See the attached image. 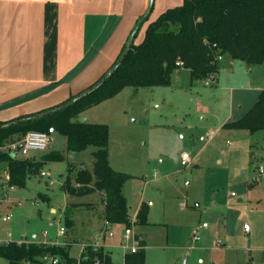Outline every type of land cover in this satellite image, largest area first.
Returning <instances> with one entry per match:
<instances>
[{"label": "rangeland", "instance_id": "1", "mask_svg": "<svg viewBox=\"0 0 264 264\" xmlns=\"http://www.w3.org/2000/svg\"><path fill=\"white\" fill-rule=\"evenodd\" d=\"M263 81L264 65L249 66L226 58L221 63L218 82L209 80L206 85L207 80L193 81L191 72L180 68L172 74L168 87H127L116 97L93 107L83 119L79 117L81 121L88 118L89 123L109 127L110 165L117 172L133 176L123 191L129 214L134 215L142 199L150 203L152 224L133 227L134 232L146 237L147 264H182L185 258L187 264H199L201 247L207 249L204 264L217 262L222 254L213 250L217 241L223 244L232 232L244 237V226L249 230L254 226V209L262 210L257 220L263 221L264 177L261 183L249 185L259 173V166L264 167V131L250 134L220 126L225 116L234 122L253 107V89ZM207 134L213 135V141L201 142L200 138ZM243 140L249 143L242 157L237 150ZM20 143L7 145L2 151L10 150L14 159L38 161L43 153L51 152H60L65 159L46 163L39 173L29 174L26 188H15L7 198H0L1 240L63 242L66 237L58 234L67 229L66 206L92 202L96 204L98 226L67 229L68 236H77L81 241L73 243L72 254L81 252L80 243L92 242L103 232L106 243L118 245L124 241L127 226H105L104 206L98 193L71 197L63 188L67 178L74 177L77 171L92 172L96 148L68 151L66 139L51 133L47 151H32L24 156ZM184 153L191 159L188 167L181 165ZM252 155L257 158L251 159ZM4 181L2 176L0 194L4 192ZM40 195H47L49 201H42ZM11 198L18 200L12 203ZM238 201L243 204L237 206ZM4 217H8L5 222ZM226 222L224 231L222 226ZM200 224L208 227L199 231L200 238L194 244L192 232ZM110 231L114 234L112 241L108 238ZM44 233L46 237L42 236ZM35 235L38 237L34 238ZM188 244L193 247L189 256L174 249ZM251 249L255 264H264V244ZM114 255L118 262L119 254ZM231 255H227L229 264H249L248 253ZM0 264L9 262L0 258Z\"/></svg>", "mask_w": 264, "mask_h": 264}, {"label": "trees", "instance_id": "2", "mask_svg": "<svg viewBox=\"0 0 264 264\" xmlns=\"http://www.w3.org/2000/svg\"><path fill=\"white\" fill-rule=\"evenodd\" d=\"M219 56H227L249 66L264 65V0H182L180 6L167 9L148 25L142 43H131L126 48L118 69L96 90L78 100L83 93L72 97L36 116L13 122L0 121V149L5 145L19 144L31 131L44 132L49 136L52 131L58 133L66 139L68 151L83 152L90 147L96 148L92 154V172L77 171L74 177L67 178L63 188L71 197L100 194L107 223L130 227L129 207L123 190L133 176L117 172L110 165L109 127L81 121L80 115L116 97L127 87H168L172 74L180 68L188 69L193 81L210 78L215 81L219 72ZM224 129L250 134L264 131V91L242 118L227 123ZM43 154L35 161L14 159L10 152L0 151V163H5L8 169L6 184L24 189L29 174L39 173L46 163L65 159L60 152ZM149 210L148 204L141 205L135 225L149 224ZM46 256L58 257L60 264L77 263L69 244L0 243V258L9 264H43L42 259ZM86 256L81 264H92L97 257L101 258V264H113L103 250L95 253L87 248ZM125 264H145L143 247L127 255Z\"/></svg>", "mask_w": 264, "mask_h": 264}, {"label": "crops", "instance_id": "3", "mask_svg": "<svg viewBox=\"0 0 264 264\" xmlns=\"http://www.w3.org/2000/svg\"><path fill=\"white\" fill-rule=\"evenodd\" d=\"M181 4L182 0H0V121L13 122L24 117L42 114L67 102L70 98L86 92L117 64L131 43L139 45L143 42L151 22L155 21L167 9L178 7ZM226 58L229 57L223 56L218 61L217 82L221 63ZM262 91H264V81L253 89L254 100H256L253 105L257 102ZM91 110L92 108L85 111L80 117L83 119L84 115ZM229 118L225 116L221 120L220 126L224 128V125L230 122ZM85 121H88V118ZM248 143L243 140L238 145L239 150L237 151L242 157V152L245 151ZM6 146L0 151L10 152V150L2 151ZM9 146H15V144ZM251 154H254L253 151ZM255 157L257 158L252 155L251 159L255 160ZM258 175L259 173L253 176L250 187L261 183L264 174L261 175L259 182L253 181ZM2 176L5 177L4 182H6L8 169L5 163H0V179ZM99 196L105 212L102 196L100 194ZM40 198L42 201H49L47 195H40ZM17 200L11 198L10 202L13 203ZM143 203L148 204L150 208V203L145 199L140 201L134 215H130L132 223L130 228L132 229L139 226L135 225V221ZM241 204H243L242 201L237 202V206ZM95 210L96 204L92 202H76L67 205L65 210L66 228L73 230L85 225L89 228L97 227ZM52 212L54 213L55 210ZM251 212L254 216V226L250 227L249 232L243 230L242 236L244 237L239 234L237 236L232 232L227 235L228 237L226 236V240L221 246H217L216 242L213 250L222 251V254L217 262L213 261L211 264H229L227 255L232 253L231 256H233L239 252L248 253L249 264H255L256 257L253 256L251 248L258 244H264V218L263 221L257 220L260 217L257 214L262 210L254 209ZM150 213L151 209L148 215V225L152 224L149 221ZM104 223L105 226L112 225L107 223L105 216ZM243 223H246V220ZM199 227L202 230L208 225L200 224ZM222 227L224 231H227V222ZM67 229L63 242L36 243L61 246L69 244L72 254L73 243L81 241L77 236H68ZM134 233L141 240L145 252V264H147L149 246L146 237L141 232ZM105 234L103 232L96 237L102 238L104 252L111 257L113 264H125L126 256L132 255L129 250L124 248L125 241L118 245L106 243ZM42 236L46 237L47 233ZM37 237L38 235L34 236V238ZM123 237L124 235L122 239ZM108 238L111 241L114 239V234L111 231ZM0 242L10 241L0 239ZM88 243L91 242L80 244ZM193 243L195 244V242ZM174 249L181 251L183 256H189V251L193 247H189L188 244L180 248L174 247ZM205 250L207 251L203 247L198 249L201 251L198 257L199 264H204L206 261ZM114 252L119 254L118 262L115 260ZM223 253H226V256ZM79 254H72V256L78 258Z\"/></svg>", "mask_w": 264, "mask_h": 264}, {"label": "built area", "instance_id": "4", "mask_svg": "<svg viewBox=\"0 0 264 264\" xmlns=\"http://www.w3.org/2000/svg\"><path fill=\"white\" fill-rule=\"evenodd\" d=\"M222 59V56L218 57V60L220 61ZM209 80H213L212 78L207 79L206 85L209 84ZM214 81V80H213ZM213 135L207 134L206 136H203L200 138V141L203 143H209L213 141ZM50 143V136L44 132L39 131H31L26 134V136L23 138V140L20 143V150L21 153L24 156H27L30 152H45L48 149ZM181 165L183 167H188L191 165V159L189 158L188 154L184 153L181 157ZM264 174V168L261 166L259 167V175L253 179L255 183L259 182L261 179V175ZM1 190L4 192L0 194V198H7L9 192H12L15 190V187H9L6 182H4L3 187H1ZM4 222L8 220V217H4L2 219ZM201 227H199L196 230H193L192 232V240L193 242H197L200 238L199 231ZM244 230L246 232H249V227L247 225L244 226ZM66 233V229H61L59 235L64 236ZM125 241L124 248L126 250H129L131 254H134L138 252L140 249H142L141 240L135 235L132 228H127L124 237ZM3 243V242H0ZM222 242L217 241V246H221ZM87 248H91L93 252L98 253L99 251L103 250L102 245V238H95L93 242L88 244H82V250L77 258L76 264H81L82 261L87 259L86 251ZM104 251V250H103ZM105 253V252H104ZM43 264H60V259L58 257L53 256H46L42 259ZM102 260L101 258L97 257L93 261L92 264H101ZM183 264H186V259L183 260Z\"/></svg>", "mask_w": 264, "mask_h": 264}, {"label": "water", "instance_id": "5", "mask_svg": "<svg viewBox=\"0 0 264 264\" xmlns=\"http://www.w3.org/2000/svg\"><path fill=\"white\" fill-rule=\"evenodd\" d=\"M125 52L123 53V55L121 56L120 60L117 62V64L104 76V78L101 80V82L99 84H97L94 88H92L91 90L83 93L81 96H79L76 100L86 96L87 94L91 93L92 91L96 90L97 88H99L102 83H104L107 79H109V77L118 69V67L120 66L123 56H124ZM85 121V120H84ZM53 133V131H52Z\"/></svg>", "mask_w": 264, "mask_h": 264}]
</instances>
